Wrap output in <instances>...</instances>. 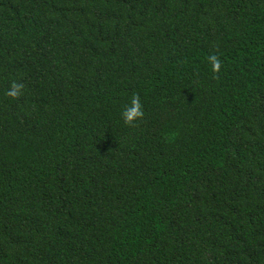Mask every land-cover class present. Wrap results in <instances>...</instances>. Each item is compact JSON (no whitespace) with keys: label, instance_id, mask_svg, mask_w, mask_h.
<instances>
[{"label":"trees","instance_id":"obj_1","mask_svg":"<svg viewBox=\"0 0 264 264\" xmlns=\"http://www.w3.org/2000/svg\"><path fill=\"white\" fill-rule=\"evenodd\" d=\"M0 264H264V0H0Z\"/></svg>","mask_w":264,"mask_h":264},{"label":"clouds","instance_id":"obj_2","mask_svg":"<svg viewBox=\"0 0 264 264\" xmlns=\"http://www.w3.org/2000/svg\"><path fill=\"white\" fill-rule=\"evenodd\" d=\"M20 91V86L13 84L12 88L8 92L9 96L15 97L19 94ZM141 111H140V103L139 99L136 97H133L131 101V106L127 107L122 113V119L125 124L132 123L135 119L141 116Z\"/></svg>","mask_w":264,"mask_h":264}]
</instances>
